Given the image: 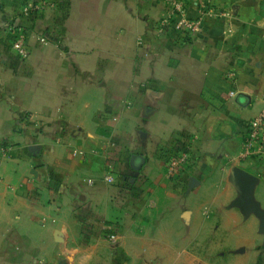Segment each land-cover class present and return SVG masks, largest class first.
<instances>
[{
	"label": "crops",
	"instance_id": "obj_1",
	"mask_svg": "<svg viewBox=\"0 0 264 264\" xmlns=\"http://www.w3.org/2000/svg\"><path fill=\"white\" fill-rule=\"evenodd\" d=\"M166 1L0 0V264H264L231 179L253 176L264 213V155L238 158L264 107V0H209L189 40L156 28Z\"/></svg>",
	"mask_w": 264,
	"mask_h": 264
},
{
	"label": "built area",
	"instance_id": "obj_2",
	"mask_svg": "<svg viewBox=\"0 0 264 264\" xmlns=\"http://www.w3.org/2000/svg\"><path fill=\"white\" fill-rule=\"evenodd\" d=\"M168 12L160 19L156 28L161 31L166 25H171L174 32L179 38L186 40L194 36H199L203 33V21L206 16L215 15V11L211 8L209 0H204L202 5L203 13L197 17H188L185 15V5L183 0H167ZM35 5H32V10H39ZM31 7L25 11H30ZM8 34L12 35L11 48L16 55L21 59H26L29 56V46L27 44V36L25 30L20 27L9 25L7 28ZM140 42V38L138 40ZM228 77L233 81V74L229 73ZM231 96L234 91H230ZM29 114H24L27 118ZM12 149V145L1 143V151L4 155H8ZM264 155V107L252 117L247 124L246 131L242 140L239 151V160L250 161L253 157ZM189 160V154L185 148H180L171 155L167 161V172L170 175H178L184 164ZM104 180L108 183L113 182L112 176H106ZM111 241L115 240L114 235L109 236Z\"/></svg>",
	"mask_w": 264,
	"mask_h": 264
},
{
	"label": "water",
	"instance_id": "obj_3",
	"mask_svg": "<svg viewBox=\"0 0 264 264\" xmlns=\"http://www.w3.org/2000/svg\"><path fill=\"white\" fill-rule=\"evenodd\" d=\"M30 150H35L37 147L35 145H31L29 147ZM139 159L140 163H136L135 160ZM144 162V158L138 154L131 155V167L134 170L140 168L141 163ZM233 183L238 186L241 199L237 204L241 207V209L245 212L253 211L258 214L262 218V227H264V213H260L257 209V205L251 202V189H252V180L253 176L245 171L244 169L237 168L235 169L234 174L231 177ZM195 181L194 178H190V183Z\"/></svg>",
	"mask_w": 264,
	"mask_h": 264
},
{
	"label": "trees",
	"instance_id": "obj_4",
	"mask_svg": "<svg viewBox=\"0 0 264 264\" xmlns=\"http://www.w3.org/2000/svg\"><path fill=\"white\" fill-rule=\"evenodd\" d=\"M171 155H175V153L171 154Z\"/></svg>",
	"mask_w": 264,
	"mask_h": 264
}]
</instances>
